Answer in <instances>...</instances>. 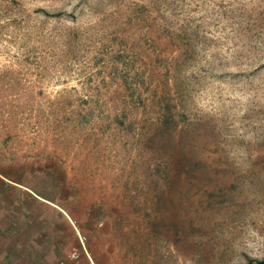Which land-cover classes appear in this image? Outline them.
I'll return each instance as SVG.
<instances>
[{"label": "rangeland", "instance_id": "rangeland-1", "mask_svg": "<svg viewBox=\"0 0 264 264\" xmlns=\"http://www.w3.org/2000/svg\"><path fill=\"white\" fill-rule=\"evenodd\" d=\"M0 144L98 264H264V0H0Z\"/></svg>", "mask_w": 264, "mask_h": 264}, {"label": "crops", "instance_id": "crops-1", "mask_svg": "<svg viewBox=\"0 0 264 264\" xmlns=\"http://www.w3.org/2000/svg\"><path fill=\"white\" fill-rule=\"evenodd\" d=\"M14 155L0 144V264H61L72 250V264H98L76 195H53L44 185L50 178Z\"/></svg>", "mask_w": 264, "mask_h": 264}, {"label": "built area", "instance_id": "built-area-1", "mask_svg": "<svg viewBox=\"0 0 264 264\" xmlns=\"http://www.w3.org/2000/svg\"><path fill=\"white\" fill-rule=\"evenodd\" d=\"M78 257H79V253L77 251H75V250H72L70 252V255H69L68 259L61 261V264H72V262L77 260Z\"/></svg>", "mask_w": 264, "mask_h": 264}]
</instances>
